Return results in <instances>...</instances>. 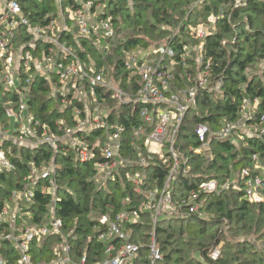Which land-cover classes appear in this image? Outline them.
<instances>
[{"label":"built area","instance_id":"built-area-1","mask_svg":"<svg viewBox=\"0 0 264 264\" xmlns=\"http://www.w3.org/2000/svg\"><path fill=\"white\" fill-rule=\"evenodd\" d=\"M57 1L60 3L61 0ZM74 1L78 6L70 10L67 17L60 8L56 19L40 25L31 22L17 0H0V100L5 89L19 98L15 107L10 100L3 102L9 125L5 127L0 123V172L16 169L14 159L20 158V154L15 152V147L45 145L53 153L48 161L38 164L29 161L28 172L19 186L0 201V264L87 263L86 256L79 262L72 260L69 235L62 232L64 223L56 216L60 197L55 177L59 165L55 162V155L60 152V143L67 146L62 148L63 153L72 147L82 162L95 157L94 150L98 146L102 159L95 163V182L100 187L106 185L115 171L134 164L145 168L153 163L155 157L167 170L165 179L153 188H147L144 172L127 174L136 192H145L146 201L140 208H121L113 216L101 215L98 220L103 227L92 235L104 244L105 256L89 261V264H136L142 243L133 240L135 233L128 223L139 221L140 211L151 213L153 227L158 217L169 213L179 216L191 213L206 218L202 210L206 195L219 193L230 186L242 190L248 201L264 203V163L260 162L257 153L252 154V166L242 167L238 175L233 173L222 183L216 179L203 181L191 189L187 197H182L177 203L173 201L175 177L188 176L190 170V155L176 146L182 120L186 112L196 105L201 90L219 92L222 85L221 79H210L211 61L204 57L206 39L217 31L220 20L230 22L235 10L245 9L252 1L264 5V0H197L194 7L204 2L209 14L197 25H188L192 43H182L178 51L171 44L164 43L144 58L131 51L124 52V69L138 77V87L132 93L109 80L105 66L96 65L90 56L81 59L76 52L79 47H71L63 36L65 32L73 31L72 26L67 25L68 19L77 27L79 35H96L97 43L94 44L105 53L102 41L113 38L115 34L111 18L101 17L104 4L97 0ZM23 31L30 34L31 40L23 39ZM38 42L44 44L39 50ZM222 43H226L225 40ZM35 50L41 53L40 57L34 55ZM178 67L184 69L190 81L179 89L174 85ZM36 75L46 78L50 85L49 93L60 97L61 108L71 106L75 126L66 127L61 135L49 133L48 125L34 118L28 110L25 89ZM100 92H108L116 107L130 103L140 105L138 115L141 122L132 128L133 138L129 142L130 146L140 149L137 159L131 160L120 153L126 130L122 125L109 122L111 110ZM73 101H78L79 105ZM260 103V97L245 94L236 120L223 121L216 129L206 122H198L194 132L200 145L190 146L187 151L209 153L207 150L212 140L232 139L238 142L246 136L264 140V108H260ZM97 128L103 132L97 139L93 136L89 141L84 134H78H88ZM141 149L147 152V158L142 156ZM38 195L49 198L47 210L41 217L33 210ZM127 200L124 198L122 203L125 205ZM37 218L40 220H35ZM58 235L61 242L52 243L47 251L54 252V255L47 258V252L40 254L43 243L46 241L44 246H47V239ZM208 256L216 259L218 249L210 248ZM145 258L148 264H157L163 258L154 231Z\"/></svg>","mask_w":264,"mask_h":264},{"label":"trees","instance_id":"trees-1","mask_svg":"<svg viewBox=\"0 0 264 264\" xmlns=\"http://www.w3.org/2000/svg\"><path fill=\"white\" fill-rule=\"evenodd\" d=\"M17 1L31 22L40 25H47L56 19L60 8L67 17L70 10L78 6L74 0H61L60 3L57 0ZM196 1L97 0L104 4L101 17L109 16L115 29L113 38L107 39L112 43L108 54L94 44L97 43L96 35H79L77 27L68 19L67 25L72 26L73 31L65 32L63 36L71 47H79L76 52L81 59L90 56L96 65L106 66L108 79L132 93L138 87V77L124 69V52L139 45L144 49H153L164 43L171 44L178 51L182 43H192L188 25H197L209 14L204 2L194 7ZM217 26V31L206 39L204 57L211 61L210 79H221L222 85L219 92L201 90L197 95L196 105L186 112L180 125L176 146L190 155V170L188 176L175 177V203L182 197H187L190 190L203 181L216 179L222 183L233 173L238 175L242 167L252 166L253 153H257L260 162L264 163V140L249 136L238 142L232 139L212 140L207 150L209 153L187 151L190 146L200 145L194 132L198 122H206L216 129L223 121L236 120L245 94L260 97V108H264V5L252 1L245 9L235 10L230 22L222 19ZM21 35L25 41L32 38L24 31ZM223 40L226 43H222ZM38 43L37 50L44 46L43 43ZM34 55L40 57L41 53L35 50ZM256 62H260L262 76L246 73V69ZM191 65L194 68L193 61ZM176 70L174 85L179 89L190 81L184 69L178 67ZM49 89L46 78L36 75L25 89L28 110L34 118L48 125L49 133L61 135L66 127L75 126V120L71 115V106L61 108L60 97L50 95ZM100 94L106 98L111 110L109 122L125 127V142L120 153L131 160L137 159L140 149L130 146L129 142L133 138L132 128L141 122L138 115L140 105L130 103L116 107L108 92ZM1 97L0 123L8 127L9 119L3 102L10 100L15 107L19 98L6 89ZM73 104L79 105V102L73 101ZM101 130L97 128L88 134H78H84L90 141L93 136H101ZM63 147L67 146L60 143V152L55 155V162L59 165L55 177L57 195L60 197L56 216L64 223L62 232L69 235L72 260L79 262L86 256L89 264V261L100 260L105 256L104 244L92 235L103 227L98 220L101 215L113 216L121 208H140L146 201L145 192H136L127 174L144 172L147 188H153L165 179L167 170L155 157L152 159L153 163L145 168L141 169L134 164L115 171L106 185L100 187L95 182V163L102 159L98 146L94 150L96 156L84 162L76 157L75 149L69 147L63 153ZM15 152L20 154V158L14 159L16 169L0 172V201L19 186L28 172L29 161L38 164L50 160L53 154L45 145L31 148L20 146L18 149L15 147ZM141 152L147 158V152L144 149ZM124 198L128 199L125 205L122 203ZM37 199L33 210L41 217L47 210L49 198L38 195ZM202 210L207 215L206 218L191 213L184 216L169 213L158 217L154 227L151 213L140 211V220L128 223L135 233L133 240L142 243L136 264H148L145 256L153 231L163 256L157 264H264V241L259 248L248 238H264V203L250 202L243 197L242 190L230 186L219 193L206 195ZM224 228L227 229L224 231ZM61 240L59 235L47 239V246H44L45 241L40 254L45 255L52 243H60ZM213 246L219 249V256L214 260L208 256V250ZM53 255L54 252H47L46 257Z\"/></svg>","mask_w":264,"mask_h":264},{"label":"rangeland","instance_id":"rangeland-1","mask_svg":"<svg viewBox=\"0 0 264 264\" xmlns=\"http://www.w3.org/2000/svg\"><path fill=\"white\" fill-rule=\"evenodd\" d=\"M103 10V8L101 9V11ZM110 40H104V41H102V43H103V46L105 47V51H107V52H105V54H108L109 52H110V50H111V45H112V43L111 42H109ZM100 45H101V43H100ZM154 50V48L152 49V48H148V49H144L142 46H136L135 48H133L132 50H131V52L132 53H134V54H136L137 56H140V57H142V58H144L145 57V55H147L149 52H151V51H153ZM105 68H106V66H105ZM262 67H261V65H260V62H256L255 64H253L252 66H250L248 69H246V73H250V74H253V75H258V76H262V69H261ZM100 137H102V135L101 136H99V138ZM98 137H96V139H97ZM236 173H234V175H235ZM209 216V215H208ZM227 228H224V231L226 230ZM243 238V237H242ZM242 238H240V239H242ZM250 240H253L254 242H255V244L260 248L261 246H262V244H263V241H264V238L263 239H258V240H256V236H249L248 237ZM214 247V246H213ZM212 248V247H211ZM217 249H218V247H216ZM218 251H219V249H218Z\"/></svg>","mask_w":264,"mask_h":264}]
</instances>
